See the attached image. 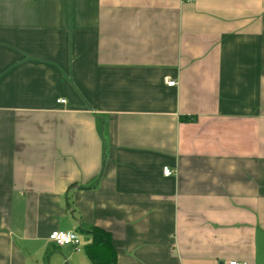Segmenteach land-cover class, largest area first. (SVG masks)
Here are the masks:
<instances>
[{
  "label": "crops",
  "instance_id": "0c3cea01",
  "mask_svg": "<svg viewBox=\"0 0 264 264\" xmlns=\"http://www.w3.org/2000/svg\"><path fill=\"white\" fill-rule=\"evenodd\" d=\"M94 227L264 264V0H0V264H94Z\"/></svg>",
  "mask_w": 264,
  "mask_h": 264
},
{
  "label": "trees",
  "instance_id": "16d2710c",
  "mask_svg": "<svg viewBox=\"0 0 264 264\" xmlns=\"http://www.w3.org/2000/svg\"><path fill=\"white\" fill-rule=\"evenodd\" d=\"M86 252L94 264H117L111 233L100 227L93 228L92 241L87 244Z\"/></svg>",
  "mask_w": 264,
  "mask_h": 264
},
{
  "label": "built area",
  "instance_id": "2783aa9c",
  "mask_svg": "<svg viewBox=\"0 0 264 264\" xmlns=\"http://www.w3.org/2000/svg\"><path fill=\"white\" fill-rule=\"evenodd\" d=\"M176 82L175 81H168L169 85H174ZM60 102L64 103L66 102L65 99H61ZM174 170L169 167V166H165L164 167V173L166 175H171L173 174ZM50 239L55 242L57 245L59 246H63V245H74V246H78V244L80 243V238H79V234L75 231V230H54L51 235H50ZM230 264H249L248 262H242V261H230Z\"/></svg>",
  "mask_w": 264,
  "mask_h": 264
}]
</instances>
